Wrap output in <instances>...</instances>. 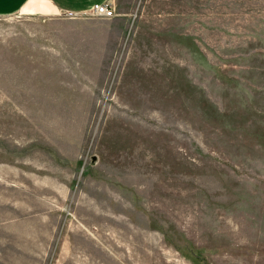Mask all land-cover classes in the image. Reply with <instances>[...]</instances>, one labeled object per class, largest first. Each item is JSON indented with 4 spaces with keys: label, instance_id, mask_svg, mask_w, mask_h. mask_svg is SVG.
<instances>
[{
    "label": "rangeland",
    "instance_id": "rangeland-1",
    "mask_svg": "<svg viewBox=\"0 0 264 264\" xmlns=\"http://www.w3.org/2000/svg\"><path fill=\"white\" fill-rule=\"evenodd\" d=\"M0 16V264H264V0Z\"/></svg>",
    "mask_w": 264,
    "mask_h": 264
},
{
    "label": "crops",
    "instance_id": "crops-1",
    "mask_svg": "<svg viewBox=\"0 0 264 264\" xmlns=\"http://www.w3.org/2000/svg\"><path fill=\"white\" fill-rule=\"evenodd\" d=\"M110 0H0V16H9L22 10L37 11L36 4L45 5L41 10L43 14H84L90 11L95 4L108 5ZM109 6V5H108Z\"/></svg>",
    "mask_w": 264,
    "mask_h": 264
},
{
    "label": "built area",
    "instance_id": "built-area-1",
    "mask_svg": "<svg viewBox=\"0 0 264 264\" xmlns=\"http://www.w3.org/2000/svg\"><path fill=\"white\" fill-rule=\"evenodd\" d=\"M89 12L94 16L103 18H110L113 15V10L104 3L95 4Z\"/></svg>",
    "mask_w": 264,
    "mask_h": 264
}]
</instances>
